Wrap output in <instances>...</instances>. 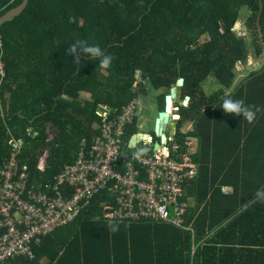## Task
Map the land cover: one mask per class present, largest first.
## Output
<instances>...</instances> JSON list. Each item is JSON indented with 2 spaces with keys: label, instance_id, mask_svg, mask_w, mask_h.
I'll list each match as a JSON object with an SVG mask.
<instances>
[{
  "label": "trees",
  "instance_id": "obj_1",
  "mask_svg": "<svg viewBox=\"0 0 264 264\" xmlns=\"http://www.w3.org/2000/svg\"><path fill=\"white\" fill-rule=\"evenodd\" d=\"M22 1L0 0V17ZM244 9L250 11L246 25L260 56L264 0H29L22 13L0 26L5 72L0 75V165L14 153L12 141L19 142L17 157L20 167H27L28 188L47 191L82 146H91L100 134L103 107L121 112L134 101L143 106L141 96L157 91L162 113L180 78L176 140L183 150L194 137L201 143L199 158L191 157L197 175L183 187L188 199L197 198L183 215L189 229L131 219L110 222L99 197L75 221L33 243L34 259L0 264H264V203L254 199L264 189V62L234 84L237 64H246L249 56L245 39L234 30ZM76 40L99 45L114 57L112 66L101 70L98 59L85 57L75 62L67 49ZM211 77L219 89L208 94L204 86ZM225 98L259 107L255 122L225 114ZM186 124L191 131L183 130ZM222 125L226 137L220 143L235 161L223 169V183L234 190L221 197L245 199L247 208L229 223H214L219 214L209 190L221 187L208 181L206 161L211 128ZM138 133L137 119L127 129L126 149ZM152 138L160 144V138ZM110 225L119 231L111 232Z\"/></svg>",
  "mask_w": 264,
  "mask_h": 264
},
{
  "label": "built area",
  "instance_id": "obj_2",
  "mask_svg": "<svg viewBox=\"0 0 264 264\" xmlns=\"http://www.w3.org/2000/svg\"><path fill=\"white\" fill-rule=\"evenodd\" d=\"M3 67L0 62L1 76ZM174 109L173 123L180 118ZM141 110L137 101L121 112L103 107L100 134L90 147L82 146L74 163L63 168L47 191L28 188L27 167L21 168L17 157L20 143L12 141L14 153L0 165V263L33 259V243L40 244L49 233L75 221L99 197H104L100 207L110 222L131 219L189 229L183 226L189 206L183 187L196 177V165L182 152L175 129L155 154H147L152 146L143 140L136 147L144 155L130 154L127 129Z\"/></svg>",
  "mask_w": 264,
  "mask_h": 264
},
{
  "label": "crops",
  "instance_id": "obj_3",
  "mask_svg": "<svg viewBox=\"0 0 264 264\" xmlns=\"http://www.w3.org/2000/svg\"><path fill=\"white\" fill-rule=\"evenodd\" d=\"M212 82H214V81H212ZM215 83H216V81H215ZM238 84L235 86H238ZM204 88L208 94L212 91H215L213 89H208L206 87V84H205ZM84 96H86V98H89V94H87V93L84 94ZM185 126H186V128L183 127V130L191 131L192 126L190 124H186ZM242 130L244 132L243 127H242ZM210 134H211V137H210V140H208V149H209L211 158L208 161H206V165H208V167H209V175H207V177H208V181H210V182H212L214 180L216 188L221 187L220 191L214 190L215 189L214 187H212L209 190V197L212 196V192H213V196H214V200H215L214 210L219 214L217 221L214 223H220V221L224 220V219H225V221L223 223H229L231 218L237 215V212H239V213L243 212L242 206L246 203V201H245V199H242V198L239 199V197H238L237 200L231 201V199H229V201L224 202V198L221 197L222 193L223 194H229V193L233 192V190H234L233 185L231 183H225V184L223 183V178H224L223 169L225 167L224 163L225 164L226 163L232 164L235 161V157H229L227 155V151H228L227 146L220 143L221 137L224 138V136H225V133H223V125L220 127V129H219V127H217V129H216L215 127L212 126ZM192 143H194V144H192V146H194V147H192V149L196 150V155H192V156L199 158V155L201 153L200 140L197 139V141H194ZM220 144L222 146V150H221ZM230 149H232V148H230ZM224 151H226V153H224ZM241 161H243V160H241ZM202 178L203 177L201 175L199 178V181H201ZM189 200H190L189 203L191 206H194L197 204V198L190 197ZM203 206H204V204L200 205V209ZM234 208H236V209L233 210ZM214 210H211V211L214 212ZM192 223H194V220H192ZM203 223H207V222L204 221ZM208 231H209V233L211 232L210 230H208ZM208 231H207V233H208ZM209 233H208V235H210L212 232L210 234ZM208 235H205V237L207 238Z\"/></svg>",
  "mask_w": 264,
  "mask_h": 264
},
{
  "label": "rangeland",
  "instance_id": "obj_4",
  "mask_svg": "<svg viewBox=\"0 0 264 264\" xmlns=\"http://www.w3.org/2000/svg\"><path fill=\"white\" fill-rule=\"evenodd\" d=\"M241 14H242V17L236 23L234 30L238 36H242L245 39L246 45L248 48L249 56H248V61L246 64L238 63L236 66V80L234 83L235 85H237L238 83L240 84L252 71L261 67L262 63L264 62V43H263V49H262L261 55L256 56L254 53V49H253V38H252L250 30L247 28V25H246V21H247L248 17L250 16V11H248L247 9H244ZM259 44H260V42H259ZM212 81H214V82H212ZM214 83H215V80L211 77L207 80L206 87L208 89L218 90L219 89L218 83H215V84ZM158 94H159V92H157V91H151L148 96H141V98L145 104H143L142 110L139 111V114H138V116H139L138 117L139 131H140V129H143V131L147 135L153 136L154 138H157L156 135L154 134L155 122L158 119V116L160 113V110H159L158 104H157V95ZM179 101H180V96L177 94L175 101L173 102V108L177 109V110L174 109L176 112L175 113L176 115L179 111V108L177 107V104H180ZM181 104L184 105V103H181ZM172 112H173V109H172ZM171 115H172V113H171ZM170 118H171V116H170ZM184 128H186L185 125H184ZM174 131L175 130L172 127H170L168 129V132L165 133L166 141H167V138L170 137L169 135L172 136ZM192 139L197 141L196 137H194ZM125 140H126V138H125ZM186 144L187 143H184V150L182 149V152L185 153L186 155H191V157H192V155H196V150L192 149V147H194V146H192V144H194V143L190 142V146H187ZM130 146L133 148V150L137 149V147H134L133 145H130ZM153 150H154L153 154H155L159 149H157V150L153 149ZM135 153L136 154L141 153L140 155H144V153H142L140 150H138ZM153 154H151V155H153ZM151 155H149V156H151Z\"/></svg>",
  "mask_w": 264,
  "mask_h": 264
},
{
  "label": "clouds",
  "instance_id": "obj_5",
  "mask_svg": "<svg viewBox=\"0 0 264 264\" xmlns=\"http://www.w3.org/2000/svg\"><path fill=\"white\" fill-rule=\"evenodd\" d=\"M67 53L73 56L75 62H79L81 57L91 60H99L98 68L108 70L113 63L114 57L106 54L99 45H89L86 40H76L68 49ZM221 108L225 114L242 117L249 124H253L256 120V114L261 111L259 107L246 105L243 99L225 98L222 101ZM138 153L137 155H140ZM257 202L264 203V189H259L254 195ZM247 205H243L242 209L246 210ZM110 231L115 233L119 231L118 225H110Z\"/></svg>",
  "mask_w": 264,
  "mask_h": 264
},
{
  "label": "water",
  "instance_id": "obj_6",
  "mask_svg": "<svg viewBox=\"0 0 264 264\" xmlns=\"http://www.w3.org/2000/svg\"><path fill=\"white\" fill-rule=\"evenodd\" d=\"M29 0H23L21 4L7 12L5 15L0 17V26L3 25L6 21L10 20L11 18L19 15L23 12V10L27 7ZM184 84V78H180L177 82V86L172 87L170 90V94L166 97V108L165 111L162 113H159L158 119L155 122V132L154 134L156 137L160 138V144L153 143V138L150 135H147L143 129H140V133L136 136H134L130 144L136 147L138 140H143L145 142L150 143L155 150L159 149L161 145H163L166 142V136L165 133L168 132V129L172 127L173 129L176 128V124L172 122L170 116L173 109V102L175 101V98L177 96V89L179 87H182ZM189 102V97L186 96L184 98V107L187 106Z\"/></svg>",
  "mask_w": 264,
  "mask_h": 264
}]
</instances>
